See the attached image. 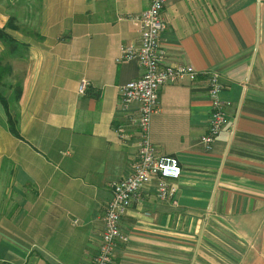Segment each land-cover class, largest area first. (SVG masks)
Wrapping results in <instances>:
<instances>
[{
	"label": "crops",
	"instance_id": "0c3cea01",
	"mask_svg": "<svg viewBox=\"0 0 264 264\" xmlns=\"http://www.w3.org/2000/svg\"><path fill=\"white\" fill-rule=\"evenodd\" d=\"M147 7L0 0V264H92L111 184L137 155L134 134L116 132L137 106L118 90L142 69L120 49L138 44ZM164 17L163 64L194 71L161 88L150 122L158 153L180 163L177 203L147 187L112 264H264V0H169ZM210 72L230 105L207 152Z\"/></svg>",
	"mask_w": 264,
	"mask_h": 264
},
{
	"label": "built area",
	"instance_id": "2783aa9c",
	"mask_svg": "<svg viewBox=\"0 0 264 264\" xmlns=\"http://www.w3.org/2000/svg\"><path fill=\"white\" fill-rule=\"evenodd\" d=\"M169 0H148V7L134 18L138 26L137 45L121 47L122 61L135 60L142 69V75L119 87L120 105L123 108L136 105L137 110L126 125L117 127L120 139L130 133L137 139L138 149L133 168L128 176L111 184V198L104 208L103 232L98 251L92 264H112L114 248L118 242L125 243L127 237L121 232L120 222L133 202L149 186H155L159 201L176 205L178 188L176 182L181 176L178 159L158 153L150 140V122L158 111V93L165 85L174 83L185 75L194 74L192 68L184 65H164V52L159 38L166 29L164 9ZM208 94L211 102L208 128L200 138L205 151H210L219 135L226 129V110L229 103L221 98L222 86L216 72L208 74ZM89 83L81 81L78 92L84 94ZM131 129L128 131L127 129ZM230 136L233 128L227 130Z\"/></svg>",
	"mask_w": 264,
	"mask_h": 264
},
{
	"label": "trees",
	"instance_id": "16d2710c",
	"mask_svg": "<svg viewBox=\"0 0 264 264\" xmlns=\"http://www.w3.org/2000/svg\"><path fill=\"white\" fill-rule=\"evenodd\" d=\"M4 35H5V33L3 32V30H0V36H4ZM0 101L4 104V106L6 105L5 100L1 96H0ZM7 123H8L10 132L13 135L17 136L18 134H17V131H16V125H15L14 121H12L9 116H8Z\"/></svg>",
	"mask_w": 264,
	"mask_h": 264
},
{
	"label": "rangeland",
	"instance_id": "374dc122",
	"mask_svg": "<svg viewBox=\"0 0 264 264\" xmlns=\"http://www.w3.org/2000/svg\"><path fill=\"white\" fill-rule=\"evenodd\" d=\"M2 75L0 74V77H1ZM6 80H8V78L6 79H4V81H6ZM0 96L4 99V96L0 93ZM10 97H7V99H9ZM5 100V99H4Z\"/></svg>",
	"mask_w": 264,
	"mask_h": 264
}]
</instances>
